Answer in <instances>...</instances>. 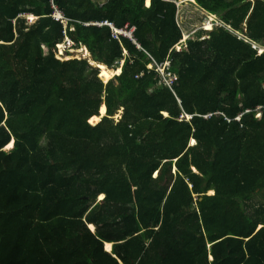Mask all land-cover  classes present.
<instances>
[{
	"label": "trees",
	"instance_id": "obj_1",
	"mask_svg": "<svg viewBox=\"0 0 264 264\" xmlns=\"http://www.w3.org/2000/svg\"><path fill=\"white\" fill-rule=\"evenodd\" d=\"M168 1L0 0V264H264V0H195L226 26L182 51Z\"/></svg>",
	"mask_w": 264,
	"mask_h": 264
},
{
	"label": "built area",
	"instance_id": "obj_2",
	"mask_svg": "<svg viewBox=\"0 0 264 264\" xmlns=\"http://www.w3.org/2000/svg\"><path fill=\"white\" fill-rule=\"evenodd\" d=\"M96 1L99 2L100 4L104 5L109 0H96ZM163 1H168V0H163ZM168 2H171V1H168ZM173 2L176 3L177 6L179 7L178 22H179L180 27L182 28L181 16H182V13L184 11L183 6L188 1L176 0ZM50 3H51V7L53 9V13L51 14L52 18L56 22H59V23L65 25V27L67 28L68 24L70 22V19L67 18L65 13H63L62 10L56 5L54 0H51ZM19 16L22 18H26L30 24L33 23L37 19V17H35L31 14H28V13H23V14H20ZM84 25L85 26H96V27H100V28L110 27L112 29L113 37L115 39H119L120 37L124 36V37L130 38L134 43H136V40L134 38V32L136 30L135 27L127 26L125 28H118L115 25V23H113L109 20L87 22V23H84ZM222 26L225 27L226 25H223V23L217 21L216 19L208 18L206 23L203 24V30L204 31H201L202 27L201 28L194 27V29L189 34L184 33L183 39L175 47V49H177L178 51H182L184 49H187L189 47V40L194 39V37H196L197 35L201 36L200 37L201 40L208 39L210 36H209V34L206 33L207 31H211L217 27H222ZM65 34H66L65 41L56 44V51L62 56H68V55H70L69 53H71L73 51H79V49H80V48H77L76 43L71 40V38L67 34V31H65ZM241 36L243 37V35H241ZM253 47L258 50V54H261L262 52H264V47H259L256 43L253 44ZM43 48H45V46H43ZM58 53H57V55H58ZM168 66H171V59L170 58H168L164 64L160 63L157 60H154L152 63L148 64L149 68H152V69L156 68L157 70H159V72L162 73V75L165 78V80L167 81V83L172 85L174 83L177 75L174 72L168 71L167 70ZM208 116H210V115H208ZM187 117L189 120L192 118V116H190V115H187Z\"/></svg>",
	"mask_w": 264,
	"mask_h": 264
},
{
	"label": "rangeland",
	"instance_id": "obj_3",
	"mask_svg": "<svg viewBox=\"0 0 264 264\" xmlns=\"http://www.w3.org/2000/svg\"><path fill=\"white\" fill-rule=\"evenodd\" d=\"M183 7H184V11H183L182 16H181V26H182L183 34L184 33L185 34H189L194 29V27H198V28H201L202 27L201 31H204L203 30V24L206 23V21H207V14H206V12H204L200 8H196L194 6V4L189 3V2H187ZM80 50H82V48H80L79 51ZM46 51H47V49L44 48V52H46ZM69 54L70 55H68V56H62V55H60L58 53V58L65 59V60H67L68 58H70V59H75V58L76 59H86L90 63H93L95 65V67L100 68L101 69V75L103 76V70H102L101 66H98L97 64H95V62L92 61V56L84 55V53L78 52V51H73V52H71ZM114 68L116 69V67H112L110 69H113L114 70ZM120 71H121V69L114 70L113 73L111 74V78L113 76H115ZM103 78L106 81H108V79H106L104 76H103ZM102 113H104V112L102 111ZM123 114H124V110L122 109L116 115V119L120 120L122 118ZM192 144H194V143H192ZM42 146L45 148L47 146V141H43ZM101 199H104V198L101 196L100 200ZM106 248H107V246H106ZM112 250H113V248H112Z\"/></svg>",
	"mask_w": 264,
	"mask_h": 264
},
{
	"label": "crops",
	"instance_id": "obj_4",
	"mask_svg": "<svg viewBox=\"0 0 264 264\" xmlns=\"http://www.w3.org/2000/svg\"><path fill=\"white\" fill-rule=\"evenodd\" d=\"M189 3H192V4H194V6L196 7V8H199L198 7V5L196 4V2H195V0H189L188 1ZM145 4H146V6H150V4H152V0H150V2H149V4H148V1L147 0H145ZM200 9H202V8H200ZM203 10V9H202ZM204 12H206V14H207V19L208 18H211V19H216L217 21H219V22H221V23H223V25H225L224 24V22L217 16V15H214V14H210V13H208L207 11H205V10H203ZM129 26V25H128ZM131 27V26H130ZM133 27H135V26H133ZM136 28V27H135ZM212 31V30H211ZM211 31H207L206 33L207 34H209ZM241 35H243V34H241ZM130 39V38H129ZM136 40V39H135ZM133 42V41H132ZM134 43V42H133ZM139 49H142L141 48V46L137 43V41H136V43H134ZM139 45V46H138ZM77 46V45H76ZM86 48L85 50H83L82 51V53H84V55H87V56H91V53L89 52V50H88V48L86 47V46H81L80 48ZM125 54L126 55H128L129 54V52L128 51H126L125 52ZM58 56V55H57ZM60 59V58H59ZM61 60H65V59H61ZM67 60H70V58H68ZM93 60V59H92ZM93 62H95V61H93ZM124 62V63H123ZM119 64H120V66H118V68H114V70H118V69H121V71L120 72H118L116 75H120L121 73H122V71H123V65L126 63V60H122L121 62H118ZM92 66H95L93 63H90ZM95 64H97L98 66H99V64L98 63H96L95 62ZM111 67H109L108 65L107 66H105L104 67V70H103V72H105V71H108L109 72V74H110V78H111V74L113 73V70L112 69H110ZM115 75V76H116ZM114 77V76H113ZM112 77V78H113ZM111 79H109L108 81H110ZM107 81V82H108ZM13 141V143H14V139L12 140ZM195 144V143H194ZM14 145V144H13ZM193 145V144H192ZM13 147V146H12ZM11 147V148H12ZM11 148H8L7 146H6V149H11ZM213 192L212 191H210V193L209 194H212ZM94 230V229H93ZM109 242H107L106 244H108ZM113 245H114V243H113ZM113 249H114V246L112 247ZM107 249V248H106ZM108 250V249H107ZM112 250V249H111ZM111 250H108V251H111ZM113 251V250H112Z\"/></svg>",
	"mask_w": 264,
	"mask_h": 264
},
{
	"label": "bare ground",
	"instance_id": "obj_5",
	"mask_svg": "<svg viewBox=\"0 0 264 264\" xmlns=\"http://www.w3.org/2000/svg\"><path fill=\"white\" fill-rule=\"evenodd\" d=\"M147 1H148V4H149L150 0H147ZM103 76H104L106 79H108V80L110 79V74H109L108 71L103 72ZM102 111L106 114V113H107V106H105V107L103 108ZM99 121H100V120L97 119V120L94 121V123L97 124ZM192 143H195V141L193 140ZM12 146H13V143H10V144L7 145V147H9V148H11ZM103 198H104V197H103ZM92 228L95 229L94 226H92ZM113 246H114L113 244H108V245H107V249H108V250H111Z\"/></svg>",
	"mask_w": 264,
	"mask_h": 264
},
{
	"label": "water",
	"instance_id": "obj_6",
	"mask_svg": "<svg viewBox=\"0 0 264 264\" xmlns=\"http://www.w3.org/2000/svg\"><path fill=\"white\" fill-rule=\"evenodd\" d=\"M101 114H102V117H104V116H106L107 113L104 114V113H102V111H101ZM100 121H101V118H100ZM100 121H99V122H100ZM99 122H98V123H99ZM98 123H97V124H98ZM101 200H102V199H101ZM91 226H92V225H90V228H91ZM94 228H95V230H93L92 228H91V229H92L94 232H96V227L94 226Z\"/></svg>",
	"mask_w": 264,
	"mask_h": 264
},
{
	"label": "clouds",
	"instance_id": "obj_7",
	"mask_svg": "<svg viewBox=\"0 0 264 264\" xmlns=\"http://www.w3.org/2000/svg\"><path fill=\"white\" fill-rule=\"evenodd\" d=\"M187 1H189V0H187ZM179 23V22H178ZM101 198V197H100ZM103 200V199H102Z\"/></svg>",
	"mask_w": 264,
	"mask_h": 264
}]
</instances>
